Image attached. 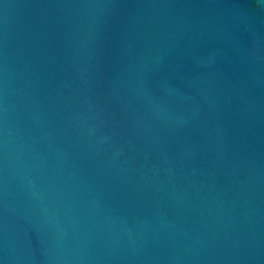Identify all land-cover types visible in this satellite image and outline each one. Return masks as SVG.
Instances as JSON below:
<instances>
[{
	"label": "water",
	"instance_id": "obj_1",
	"mask_svg": "<svg viewBox=\"0 0 264 264\" xmlns=\"http://www.w3.org/2000/svg\"><path fill=\"white\" fill-rule=\"evenodd\" d=\"M0 264H264V0H0Z\"/></svg>",
	"mask_w": 264,
	"mask_h": 264
}]
</instances>
